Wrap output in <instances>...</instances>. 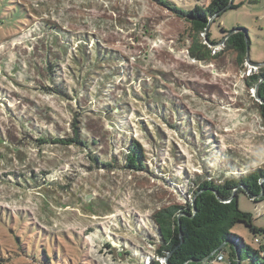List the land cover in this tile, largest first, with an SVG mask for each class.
Returning <instances> with one entry per match:
<instances>
[{
	"label": "rangeland",
	"instance_id": "1",
	"mask_svg": "<svg viewBox=\"0 0 264 264\" xmlns=\"http://www.w3.org/2000/svg\"><path fill=\"white\" fill-rule=\"evenodd\" d=\"M235 4L212 23V40L245 28L262 64L264 0ZM192 35L154 0H0V264H138L153 252L150 217L185 202L186 176L264 164L262 102L244 82L264 64L239 67L203 35L208 48L194 59ZM76 127L95 140L91 151L56 143ZM131 138L148 172L125 167ZM239 206L264 228V200L241 193ZM233 233L258 249L245 225Z\"/></svg>",
	"mask_w": 264,
	"mask_h": 264
},
{
	"label": "trees",
	"instance_id": "2",
	"mask_svg": "<svg viewBox=\"0 0 264 264\" xmlns=\"http://www.w3.org/2000/svg\"><path fill=\"white\" fill-rule=\"evenodd\" d=\"M154 1L176 17L189 23L193 34V41L189 48L191 57L200 58L199 52L202 48H208L207 44L212 46L223 44L226 49L236 53V64L239 67L245 65L248 46H251V40L246 38V33L249 34L247 29L239 26L230 32L223 30L227 35L221 42L213 41L210 32L211 25L217 18L229 10L240 7L239 4H235V0L231 6V0H209L208 2L198 0L200 3L191 9L182 8L170 0ZM202 35L207 44L200 42ZM244 79L246 88L254 90L255 96L252 98L255 100L259 98L262 102L258 105L264 125V69ZM163 97L159 96L157 100H162ZM161 117L166 119L165 114ZM173 129L178 131L181 127L176 124ZM75 130L74 138L55 140L56 143L64 145L71 143L91 151V143L96 145L95 140L89 143L84 139L79 128L76 127ZM122 149L127 169L149 171L150 168L145 160L146 150L140 142L131 138ZM93 160L103 167H114L109 162L114 160L102 162L97 156H94ZM205 170L202 174L194 175V178L186 176L185 184L182 182V189L187 187L183 195L184 203L173 204L155 212L150 217L154 236L149 235L148 238L153 241L149 244L153 252L151 255L145 250L140 259H137L138 264L145 263V261V264H213L220 254H224L226 260V253L229 254L230 264H237L238 258L241 264L243 262L264 264V241L258 237L259 234H264V228L256 226L253 215L242 211L239 206V194L241 193L255 202L264 200V164L253 170L248 168L242 171L240 169L239 174H231L233 176H228L229 173L226 172L220 177H215L211 171H208V167ZM155 175H157L156 172ZM239 224L245 225L255 236L254 242L258 244V249L247 246L240 236L233 233V229ZM105 245L107 248L113 246L109 243ZM243 248H246V257L243 256ZM123 251L124 249L118 255L130 257Z\"/></svg>",
	"mask_w": 264,
	"mask_h": 264
},
{
	"label": "water",
	"instance_id": "3",
	"mask_svg": "<svg viewBox=\"0 0 264 264\" xmlns=\"http://www.w3.org/2000/svg\"><path fill=\"white\" fill-rule=\"evenodd\" d=\"M232 3H233V0H231V4H230V6L232 5ZM209 29V27L207 28V30ZM246 38H247V40H249L250 39V37H249V34L248 33H246ZM247 62L249 63V64H253V62H251V60H250V47L248 46V52H247ZM253 65H256V66H260L261 64H253ZM259 99V98H258ZM194 207H195V203H194ZM215 254V253H214ZM213 254V255H214ZM168 264V263H167ZM237 264H241V261L239 260V258H238V262H237Z\"/></svg>",
	"mask_w": 264,
	"mask_h": 264
},
{
	"label": "built area",
	"instance_id": "4",
	"mask_svg": "<svg viewBox=\"0 0 264 264\" xmlns=\"http://www.w3.org/2000/svg\"><path fill=\"white\" fill-rule=\"evenodd\" d=\"M254 93V90H252ZM225 260L224 254H220L214 262H223Z\"/></svg>",
	"mask_w": 264,
	"mask_h": 264
}]
</instances>
